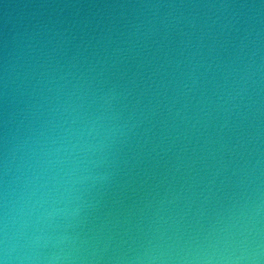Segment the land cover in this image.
<instances>
[{"label": "water", "instance_id": "water-1", "mask_svg": "<svg viewBox=\"0 0 264 264\" xmlns=\"http://www.w3.org/2000/svg\"><path fill=\"white\" fill-rule=\"evenodd\" d=\"M0 264H264V0H0Z\"/></svg>", "mask_w": 264, "mask_h": 264}]
</instances>
